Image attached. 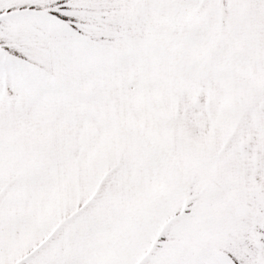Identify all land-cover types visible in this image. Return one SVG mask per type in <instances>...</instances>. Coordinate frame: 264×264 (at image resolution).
Returning <instances> with one entry per match:
<instances>
[{
	"label": "snow or ice",
	"instance_id": "snow-or-ice-1",
	"mask_svg": "<svg viewBox=\"0 0 264 264\" xmlns=\"http://www.w3.org/2000/svg\"><path fill=\"white\" fill-rule=\"evenodd\" d=\"M0 264H264V0H0Z\"/></svg>",
	"mask_w": 264,
	"mask_h": 264
}]
</instances>
